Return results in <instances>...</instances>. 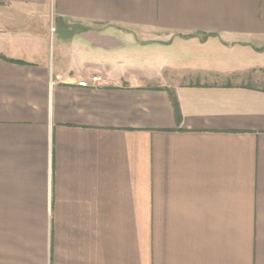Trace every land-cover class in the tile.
<instances>
[{"label":"crops","instance_id":"0c3cea01","mask_svg":"<svg viewBox=\"0 0 264 264\" xmlns=\"http://www.w3.org/2000/svg\"><path fill=\"white\" fill-rule=\"evenodd\" d=\"M262 67L264 0H0V264H264Z\"/></svg>","mask_w":264,"mask_h":264},{"label":"rangeland","instance_id":"374dc122","mask_svg":"<svg viewBox=\"0 0 264 264\" xmlns=\"http://www.w3.org/2000/svg\"><path fill=\"white\" fill-rule=\"evenodd\" d=\"M52 27H55V25H51L50 26V35L53 36L55 31L52 32ZM161 34H155V33H151L149 32L148 34H146L145 36L149 37V41H138L137 44H141L142 45H146L148 44L150 50H148V53H136V55L134 56L135 60H138L139 63L142 66H146V68H149L151 70V68H154L157 66L156 62H157V56L162 57L164 52L162 50L160 51H156L155 48H157L158 46L156 44L157 41V36H160ZM170 35V34H168ZM172 36V38H185V39H189L192 37H200L201 39L208 37L207 35H198V34H173L170 35ZM155 50V51H152ZM200 50L199 48H197L196 46L194 47V45L192 43H189L188 45H178L176 46L173 50H170L171 52L169 54H172L174 56V54H176L177 57H172L169 58V60H171V62L176 61V64L180 65V66H186V63H189V58H194V57H190L188 55L194 56L196 54L199 53ZM185 51V55H183L182 53ZM135 53V52H134ZM157 55V56H156ZM183 55V56H182ZM180 56V57H179ZM179 66V67H180ZM132 67L135 68V64H132ZM239 79H241L240 81L242 82H248L250 84H255V85H260V86H264V67L262 68H256L255 70H252L242 76L239 77Z\"/></svg>","mask_w":264,"mask_h":264},{"label":"built area","instance_id":"2783aa9c","mask_svg":"<svg viewBox=\"0 0 264 264\" xmlns=\"http://www.w3.org/2000/svg\"><path fill=\"white\" fill-rule=\"evenodd\" d=\"M56 29L55 27H52V32H54ZM101 81V77L94 74L90 76L89 78L83 79L79 82L81 86H96Z\"/></svg>","mask_w":264,"mask_h":264},{"label":"trees","instance_id":"16d2710c","mask_svg":"<svg viewBox=\"0 0 264 264\" xmlns=\"http://www.w3.org/2000/svg\"><path fill=\"white\" fill-rule=\"evenodd\" d=\"M173 102H174V105L176 106V108H177V111H178V103H177V100H176V98H175V97H173Z\"/></svg>","mask_w":264,"mask_h":264}]
</instances>
